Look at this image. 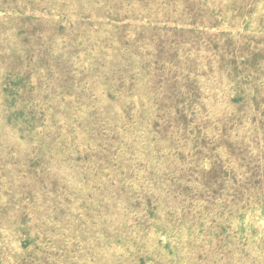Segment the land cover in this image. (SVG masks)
I'll return each instance as SVG.
<instances>
[{
  "label": "rangeland",
  "instance_id": "rangeland-1",
  "mask_svg": "<svg viewBox=\"0 0 264 264\" xmlns=\"http://www.w3.org/2000/svg\"><path fill=\"white\" fill-rule=\"evenodd\" d=\"M0 264H264V0H0Z\"/></svg>",
  "mask_w": 264,
  "mask_h": 264
}]
</instances>
